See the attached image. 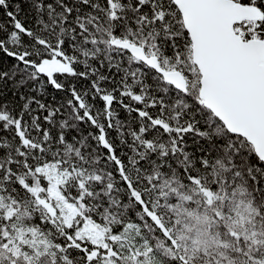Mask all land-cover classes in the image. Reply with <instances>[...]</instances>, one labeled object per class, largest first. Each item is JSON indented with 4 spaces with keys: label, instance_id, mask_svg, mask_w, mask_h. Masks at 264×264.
Masks as SVG:
<instances>
[{
    "label": "snow or ice",
    "instance_id": "obj_1",
    "mask_svg": "<svg viewBox=\"0 0 264 264\" xmlns=\"http://www.w3.org/2000/svg\"><path fill=\"white\" fill-rule=\"evenodd\" d=\"M25 2L0 0V264H264V209L232 259L199 220L264 204V0Z\"/></svg>",
    "mask_w": 264,
    "mask_h": 264
},
{
    "label": "trees",
    "instance_id": "obj_2",
    "mask_svg": "<svg viewBox=\"0 0 264 264\" xmlns=\"http://www.w3.org/2000/svg\"><path fill=\"white\" fill-rule=\"evenodd\" d=\"M17 2L21 3L22 11L20 15L23 17L28 11V5L25 0H13V4ZM0 18H3L2 12H0ZM220 195L223 196V199L217 201L216 197H214L209 211L207 213H199V220L201 225H204L205 222L215 225L211 229V238L208 239V244L211 245L209 252H217L218 256L220 252H223L229 259H232L233 249H225L224 244L230 243L235 245L231 233L243 236L246 232H251L253 224H256L257 229H259L260 221L256 217L259 215L261 209H264V204L251 203V196L242 197L239 193L234 198L224 195V193ZM229 208H231V211L225 213V210ZM216 212L226 214L228 219H220L217 223V221L213 220V215ZM216 244L220 245L219 249L216 248ZM200 251H204L203 245H201ZM241 260V257H236L235 264H241ZM222 264H227V260H224Z\"/></svg>",
    "mask_w": 264,
    "mask_h": 264
},
{
    "label": "water",
    "instance_id": "obj_3",
    "mask_svg": "<svg viewBox=\"0 0 264 264\" xmlns=\"http://www.w3.org/2000/svg\"><path fill=\"white\" fill-rule=\"evenodd\" d=\"M205 195H207V193H205ZM214 197H211V200H213Z\"/></svg>",
    "mask_w": 264,
    "mask_h": 264
}]
</instances>
